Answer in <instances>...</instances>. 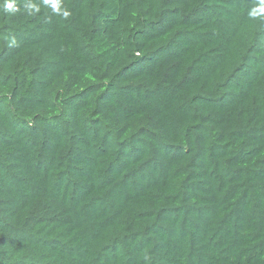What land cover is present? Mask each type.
I'll list each match as a JSON object with an SVG mask.
<instances>
[{
    "label": "trees",
    "instance_id": "trees-1",
    "mask_svg": "<svg viewBox=\"0 0 264 264\" xmlns=\"http://www.w3.org/2000/svg\"><path fill=\"white\" fill-rule=\"evenodd\" d=\"M0 264H264V0H0Z\"/></svg>",
    "mask_w": 264,
    "mask_h": 264
},
{
    "label": "clouds",
    "instance_id": "clouds-1",
    "mask_svg": "<svg viewBox=\"0 0 264 264\" xmlns=\"http://www.w3.org/2000/svg\"><path fill=\"white\" fill-rule=\"evenodd\" d=\"M6 7H7L8 9L15 10V9L13 8V5H12L11 3L7 4Z\"/></svg>",
    "mask_w": 264,
    "mask_h": 264
}]
</instances>
